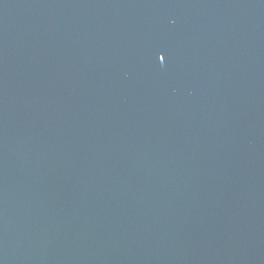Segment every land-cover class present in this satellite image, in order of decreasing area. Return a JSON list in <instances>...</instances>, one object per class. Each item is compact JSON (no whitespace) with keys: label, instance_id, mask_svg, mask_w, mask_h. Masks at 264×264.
<instances>
[{"label":"water","instance_id":"95a60500","mask_svg":"<svg viewBox=\"0 0 264 264\" xmlns=\"http://www.w3.org/2000/svg\"><path fill=\"white\" fill-rule=\"evenodd\" d=\"M0 264H264V0H0Z\"/></svg>","mask_w":264,"mask_h":264},{"label":"snow or ice","instance_id":"6c2138e0","mask_svg":"<svg viewBox=\"0 0 264 264\" xmlns=\"http://www.w3.org/2000/svg\"><path fill=\"white\" fill-rule=\"evenodd\" d=\"M161 59H164V57H161Z\"/></svg>","mask_w":264,"mask_h":264}]
</instances>
